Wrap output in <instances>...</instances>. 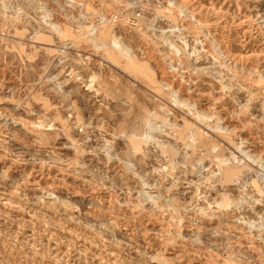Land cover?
<instances>
[{"label":"rangeland","instance_id":"rangeland-1","mask_svg":"<svg viewBox=\"0 0 264 264\" xmlns=\"http://www.w3.org/2000/svg\"><path fill=\"white\" fill-rule=\"evenodd\" d=\"M0 264H264V0H0Z\"/></svg>","mask_w":264,"mask_h":264},{"label":"bare ground","instance_id":"bare-ground-1","mask_svg":"<svg viewBox=\"0 0 264 264\" xmlns=\"http://www.w3.org/2000/svg\"><path fill=\"white\" fill-rule=\"evenodd\" d=\"M107 84H108V82H107Z\"/></svg>","mask_w":264,"mask_h":264}]
</instances>
